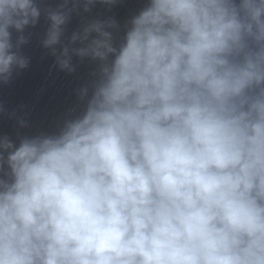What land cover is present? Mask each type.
I'll use <instances>...</instances> for the list:
<instances>
[{"label": "clouds", "instance_id": "1", "mask_svg": "<svg viewBox=\"0 0 264 264\" xmlns=\"http://www.w3.org/2000/svg\"><path fill=\"white\" fill-rule=\"evenodd\" d=\"M122 3L0 0V87L34 35L94 66L53 131L0 134V264H264V0Z\"/></svg>", "mask_w": 264, "mask_h": 264}]
</instances>
